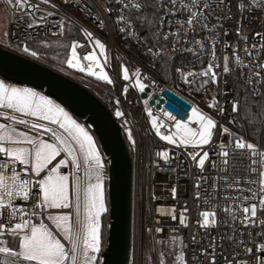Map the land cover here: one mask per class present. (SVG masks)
I'll list each match as a JSON object with an SVG mask.
<instances>
[{"label": "built area", "instance_id": "built-area-1", "mask_svg": "<svg viewBox=\"0 0 264 264\" xmlns=\"http://www.w3.org/2000/svg\"><path fill=\"white\" fill-rule=\"evenodd\" d=\"M1 2L9 20L8 42L0 46L13 53L31 58L27 44L76 33L73 55L57 71L110 110L131 156L127 264H264V148L239 132L237 119L241 93L261 92L264 0ZM149 8V29H138L132 14ZM166 90L188 110L164 97ZM195 102L213 124L209 141L198 146L174 130L178 123L199 130L187 121ZM12 145L0 141V264H40L21 255L23 236L38 226L50 231L53 214L69 216L70 241L53 235L65 264H79L81 217L71 263L77 187L70 157L56 142L70 188L71 212L61 213L40 201V183L56 164L36 172L31 145H24L27 164L8 156ZM22 223L24 230L15 228Z\"/></svg>", "mask_w": 264, "mask_h": 264}, {"label": "rangeland", "instance_id": "rangeland-1", "mask_svg": "<svg viewBox=\"0 0 264 264\" xmlns=\"http://www.w3.org/2000/svg\"><path fill=\"white\" fill-rule=\"evenodd\" d=\"M79 19V18H77ZM8 12L5 9L4 5L2 4L0 0V44H4L8 42V35H7V28H8ZM36 47V43H30L26 45V50L31 53V58L33 60L39 61L47 66H50L51 68L55 70H63L62 64L59 62L49 61V59H46L42 57L39 54H33V48ZM70 54L73 55V46L71 47ZM122 78L128 79V73L125 69L122 70ZM103 81H107L106 77L102 78ZM2 81V80H1ZM7 83V82H4ZM13 85V84H11ZM16 90L20 91V93H24L28 89L31 95L29 96H23L22 98L31 104L37 102V95L40 92L33 91L32 89L20 87L14 85ZM27 90V91H28ZM113 92V90H110ZM40 95V94H39ZM41 95H43L41 93ZM44 96V95H43ZM45 97V96H44ZM195 108L192 109L187 117V121L191 123H195L199 126V130L196 131L194 129H191L187 126L186 123H178L174 130L177 136H179L183 141H191L193 140V144L195 146L203 145L209 141L208 136L210 133V129L213 126L212 122L210 120L203 121L202 116L206 113L205 108L199 104L198 102H195ZM58 104V103H57ZM59 105V104H58ZM3 109L9 106L10 109L6 111L15 112L10 105L7 103L2 104ZM17 107V106H16ZM15 107V108H16ZM49 107V106H48ZM54 107V106H53ZM52 106L47 108L44 107L45 110H43L41 113L37 114L36 112H33L32 109L28 108L26 112H29L28 117H22L18 115H11L9 116L6 111L0 112V115L2 118H9L11 121L18 123L19 128L24 129L28 132L36 133V139H30L26 138L25 136L21 135V137L12 136L10 134V137H7L8 141H11L12 143H29L31 145V155L33 158V169L34 171H39L42 166H45L48 163V160L52 159L59 153V147L56 145V141L58 142L59 146L63 149L64 152L67 153V155L70 157L74 173L76 174V214H77V220L75 225V233L73 237V243H72V254H71V263L74 260V254H75V248L78 242V228L80 226V217H81V197H80V183L82 181V178L84 177V174L89 175V170L94 169L96 166V162H99V171L98 173L101 174V176L104 179V184H106V175L107 170L104 163L103 156L101 154V151L99 149V146L97 144V141L93 134L90 132V130L83 125L82 122H79L77 119H75L67 110H65L62 106L61 111L57 112L54 110ZM48 109V111H47ZM66 111V112H65ZM64 115L67 116L68 121H73L75 123L81 124L88 133L92 136L95 145L99 152V158L97 161L94 159H89L86 155V151L83 148L80 149V155L75 153L74 148L72 144L60 134V132L54 128V126H59L60 128H64L65 121H64ZM39 116L41 121L35 120L33 117ZM14 125L7 124V127L9 129H13ZM3 127V125L0 123V128ZM9 130L4 131L0 135V141H3L6 135H8ZM13 133V132H12ZM42 136H45V138H48L55 142V145H50L46 142H43L41 138ZM48 136V137H47ZM51 136L54 138L51 139ZM74 137V135L72 134ZM75 138V137H74ZM77 141V139H75ZM78 142V141H77ZM79 144V142H78ZM29 149L23 145H16L13 144L12 146L7 148V154L10 158L18 161L21 164H27L28 163V155H29ZM61 167H65V162L61 161L55 168L51 169L47 176L41 181L40 183V201L41 203L46 207H59V208H68L69 207V200H68V180L65 175H62L59 170ZM88 178H86L87 180ZM262 182L264 183V169L262 172ZM102 207V205H99ZM98 209H96L94 197L91 198L89 201L87 199V209H86V215H85V233H84V240H83V249L80 253L79 258V264H100V255L103 252L105 248V242L104 245L100 246V239L98 242V236H100L101 229L104 230L105 226L108 227V210L106 215L102 218H100L101 214H98ZM103 213V215H104ZM102 215V216H103ZM101 216V217H102ZM100 218V221H99ZM50 225L57 231V233L63 238L65 241H70L71 235H70V223H69V216L66 214H53L49 215L47 217ZM99 222V230L97 228V223ZM18 230H24L25 225L19 224L15 226ZM106 235H107V228H106ZM59 239V238H58ZM99 249L97 252L94 253V248L98 247ZM94 253V254H93ZM21 255L24 257H27L33 261H36L40 264H65L66 255L63 252V248L59 241L53 236L52 232H50L45 226H38L33 227L30 229V232L28 235L23 236V248L21 251Z\"/></svg>", "mask_w": 264, "mask_h": 264}, {"label": "water", "instance_id": "water-1", "mask_svg": "<svg viewBox=\"0 0 264 264\" xmlns=\"http://www.w3.org/2000/svg\"><path fill=\"white\" fill-rule=\"evenodd\" d=\"M0 79L42 93L82 121L95 137L107 170L108 227L100 264H127L129 256L132 161L124 136L110 110L74 79L39 61L0 46ZM163 96L188 110L169 91ZM164 106L175 110L172 105ZM66 173L64 167L61 171Z\"/></svg>", "mask_w": 264, "mask_h": 264}, {"label": "crops", "instance_id": "crops-1", "mask_svg": "<svg viewBox=\"0 0 264 264\" xmlns=\"http://www.w3.org/2000/svg\"><path fill=\"white\" fill-rule=\"evenodd\" d=\"M4 82L5 81H3V80L1 81V79H0V112H3L4 110L6 111V110L10 109L9 106L6 107L5 109H3V106H2L3 103H7L8 105H10V107L15 109L14 110L15 112H13L14 115H18V116H22V117H28L30 115L29 112H26L28 110V108L32 109V111L36 112L37 114H39L43 110H45L44 107L49 108L51 106L52 107L54 106L53 108L55 111H57V112L61 111L60 110L61 107H59V105L55 101H53L47 97H44L43 95H41V93H39L40 95L38 94L36 97L37 102L31 104L30 102L24 100L22 98V95L23 96H25V95L29 96V95H31L30 92H32V91H29L28 89L24 88L26 91L21 94L20 91L15 89L16 87L14 85H11L10 83H4ZM47 111H48V109H47ZM33 118L35 120L42 122V120L40 119L39 116H37L36 118L35 117H33ZM64 121H65L64 128H60L59 126H54V125H52V126L54 128H56L60 132V134L62 136H64L72 144L74 151L76 154H78V156L80 155V149L84 147V149L86 151V155L88 156V158L91 160L94 159L95 161H97L99 158V152H98V149H97L95 142H94L92 136L90 135V133H88V131H86V129H84V127L81 124L75 123L73 121H68V118L66 115H64ZM0 123L3 125V127L0 128V135L4 131L9 130L8 135H6V137L4 138V140L2 142H8L11 144L23 145V146L25 144H29V143H12L11 141H8L7 139H9V138H7V137H10L11 136L10 134H12V136H14V137L17 136L19 138L21 137V135L25 136L26 138H30V139L38 138V137L30 134L28 131H25L24 129H21V128L20 129H16V128L9 129L7 127V124L4 121V118L0 119ZM72 134L74 135L75 138L72 136ZM42 137L43 138L40 137V139L43 142H46L52 146L55 145V142H53L51 140L50 141L46 140L45 136H42ZM51 139L54 140V138L52 136H51ZM75 139H77L79 144ZM54 141H56V140H54ZM61 161H63V160H61V155H60V151H59V153L55 157L48 160V163L45 166H42L40 169H43L46 166L51 165V164L52 165L56 164L54 166V168H55ZM95 165L96 166L94 167V169H92V167H91V169L89 170V175L84 174V177L82 178V181L80 183L81 195H82L80 253L83 249L82 246H83V240H84L83 238H84V233H85V215H86V209H87V199L89 201L91 198L93 199V197H94L96 209L99 208V210H97V212H98V214H101L100 218L103 215V213L106 211L104 179L101 176V174L98 173L99 162H96ZM63 168L64 167H61L59 172L62 175H65L67 177V180H68V200H69V196H70L69 178H68V175L66 173L61 172ZM86 178H88V179L86 180ZM99 205H102V207H100ZM47 209H50V210H56V209L67 210L69 208H59V207L55 206V207H50ZM100 218H99V221H100ZM97 228L99 230V222L97 223ZM52 234H54V233L52 232ZM98 242H99V236H98ZM22 248H23V242H22ZM94 249H95L94 253L97 252L99 249V244H98V247H96ZM21 251H22V249H21ZM25 258H27V257H25Z\"/></svg>", "mask_w": 264, "mask_h": 264}, {"label": "trees", "instance_id": "trees-1", "mask_svg": "<svg viewBox=\"0 0 264 264\" xmlns=\"http://www.w3.org/2000/svg\"><path fill=\"white\" fill-rule=\"evenodd\" d=\"M132 15L138 29L148 30L153 20L154 9L149 8L144 13ZM75 39L76 33L67 29L65 30L62 38L58 40L36 43V47L33 48V54L37 53L42 57L49 59V61L59 62L62 64V67H64L69 58L70 50ZM153 73L155 76H158L154 70ZM74 118L79 122H82L78 118ZM237 119L239 124L242 126V129H240L239 132L247 136L252 143L260 144L264 148V73L262 76L261 92L258 95H253L247 90L241 93ZM104 189L107 213L108 203L106 184H104ZM106 213H104L101 217L102 219ZM106 228L107 225L104 230L101 229L100 231L99 239L101 247L104 245L106 240Z\"/></svg>", "mask_w": 264, "mask_h": 264}, {"label": "bare ground", "instance_id": "bare-ground-1", "mask_svg": "<svg viewBox=\"0 0 264 264\" xmlns=\"http://www.w3.org/2000/svg\"><path fill=\"white\" fill-rule=\"evenodd\" d=\"M33 135V134H32ZM46 140H49V138H45ZM71 211L69 209L67 210H64L63 212L61 213H70ZM50 230L59 238L60 241H62L63 243H66L67 241L63 240V238H61V236L57 233V231L50 225Z\"/></svg>", "mask_w": 264, "mask_h": 264}]
</instances>
